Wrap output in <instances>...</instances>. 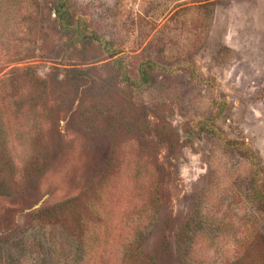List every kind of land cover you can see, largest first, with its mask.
Instances as JSON below:
<instances>
[{
    "label": "rangeland",
    "instance_id": "obj_1",
    "mask_svg": "<svg viewBox=\"0 0 264 264\" xmlns=\"http://www.w3.org/2000/svg\"><path fill=\"white\" fill-rule=\"evenodd\" d=\"M67 3L0 0V264H264V0Z\"/></svg>",
    "mask_w": 264,
    "mask_h": 264
},
{
    "label": "trees",
    "instance_id": "obj_2",
    "mask_svg": "<svg viewBox=\"0 0 264 264\" xmlns=\"http://www.w3.org/2000/svg\"><path fill=\"white\" fill-rule=\"evenodd\" d=\"M51 1H52L53 10L56 16V20L59 24L60 29L63 31V33L70 37L83 34L84 29L80 30L75 27V23L72 18V13L68 7L67 0H51ZM91 39L100 44L104 41L101 37L96 35V33L94 32H91ZM152 63H153L152 61L146 60L145 62H142L140 64V67L142 68V70L141 69L140 70L138 69V70L140 71L139 74H142V75H140L138 79H140L141 81L147 79L146 78L147 70L145 68L143 69V65H147V64L151 65ZM126 80H128V82L131 84H135L136 82V80H134L130 76H126Z\"/></svg>",
    "mask_w": 264,
    "mask_h": 264
}]
</instances>
